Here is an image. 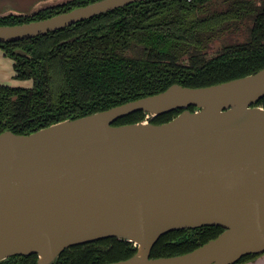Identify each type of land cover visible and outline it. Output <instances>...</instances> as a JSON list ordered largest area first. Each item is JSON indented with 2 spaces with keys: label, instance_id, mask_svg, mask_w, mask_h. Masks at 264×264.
Wrapping results in <instances>:
<instances>
[{
  "label": "water",
  "instance_id": "1",
  "mask_svg": "<svg viewBox=\"0 0 264 264\" xmlns=\"http://www.w3.org/2000/svg\"><path fill=\"white\" fill-rule=\"evenodd\" d=\"M146 0H98L53 17L0 25V43L30 40ZM264 69L164 92L31 134L0 133V263L117 238L137 250L107 264H238L264 254ZM194 107V110L190 108ZM183 111L171 121L158 116ZM143 111L139 122L114 125ZM225 230L195 250L152 258L161 236ZM147 244L141 255V245Z\"/></svg>",
  "mask_w": 264,
  "mask_h": 264
},
{
  "label": "trees",
  "instance_id": "2",
  "mask_svg": "<svg viewBox=\"0 0 264 264\" xmlns=\"http://www.w3.org/2000/svg\"><path fill=\"white\" fill-rule=\"evenodd\" d=\"M96 1L70 0L32 15L0 16V25L47 19ZM237 33L245 35L244 41L208 54L215 39ZM0 49L14 60L17 79L34 81L32 88L0 85V133L31 134L164 92L173 84L206 87L264 69V0H146L30 40L0 43ZM258 105L264 106V98ZM182 111L162 114L153 123L169 122ZM144 118L139 111L114 125ZM224 230L205 226L169 232L155 244L151 257L191 252ZM136 252L132 243L108 238L66 249L57 264H107ZM37 262L33 254L0 264Z\"/></svg>",
  "mask_w": 264,
  "mask_h": 264
},
{
  "label": "crops",
  "instance_id": "3",
  "mask_svg": "<svg viewBox=\"0 0 264 264\" xmlns=\"http://www.w3.org/2000/svg\"><path fill=\"white\" fill-rule=\"evenodd\" d=\"M42 1L43 0H0V14L4 12L24 13ZM15 76L14 60L7 57L4 51L0 49V84L13 87H30L28 83L32 80H20ZM241 264H264V254Z\"/></svg>",
  "mask_w": 264,
  "mask_h": 264
},
{
  "label": "rangeland",
  "instance_id": "4",
  "mask_svg": "<svg viewBox=\"0 0 264 264\" xmlns=\"http://www.w3.org/2000/svg\"><path fill=\"white\" fill-rule=\"evenodd\" d=\"M70 0H43L42 2H40L38 5H35L32 9L26 11V12H18V13H15V12H4V13H1L0 16H7V15H32L33 13H36L38 12L39 10L43 9V8H47V7H51V6H56V5H59V4H63V3H66ZM258 3H260L262 0H256ZM31 8V6H30ZM249 25V22L246 21L243 23V30H247V27ZM245 39V35L243 33H237V34H225L217 39H215L210 48H209V55L210 56H213L215 55L219 50H221L226 44H229V43H235V42H241V41H244ZM29 80H32V79H29ZM2 85V84H0ZM28 85L30 87H27V88H32L34 86V81L32 80L30 83H28ZM7 86V85H6Z\"/></svg>",
  "mask_w": 264,
  "mask_h": 264
},
{
  "label": "bare ground",
  "instance_id": "5",
  "mask_svg": "<svg viewBox=\"0 0 264 264\" xmlns=\"http://www.w3.org/2000/svg\"><path fill=\"white\" fill-rule=\"evenodd\" d=\"M138 244L141 245V251H140V254L143 255L145 254L146 250H147V244L145 243H140V241L137 242ZM49 262V259L46 258L45 256H42L41 257V260H40V264H47Z\"/></svg>",
  "mask_w": 264,
  "mask_h": 264
}]
</instances>
